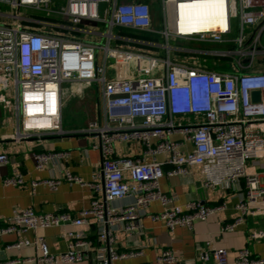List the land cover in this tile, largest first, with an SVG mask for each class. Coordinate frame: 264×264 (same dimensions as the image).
<instances>
[{"label": "built area", "instance_id": "2783aa9c", "mask_svg": "<svg viewBox=\"0 0 264 264\" xmlns=\"http://www.w3.org/2000/svg\"><path fill=\"white\" fill-rule=\"evenodd\" d=\"M155 1L162 13L161 30L153 26ZM186 1L190 0H0L5 7L0 9V104L12 106L18 114L19 127L12 139L86 134L97 138L92 147L101 154L100 170L91 182L68 170L63 177L41 182L53 190L64 180L89 188L93 195L89 209L77 216L19 209L0 223V235L65 224L95 227L92 236L82 230L68 232V249L60 254L52 253L45 238L37 237L34 244L40 255L26 261L82 264L90 255L92 264H116L142 257L145 245L124 248L118 234L144 233V217L169 231L192 230L195 222L207 221L226 208L225 203L201 201L181 206L176 193L163 191V178L186 176L194 166H200L208 189L245 190L235 206L237 215L223 224L222 232L235 231L249 215H264V70L255 62L264 54V0H225L227 29L191 34L180 33L174 23L177 9ZM234 20L237 36L232 37ZM118 27L160 34L165 53L116 44L139 42L118 35ZM180 40L218 47L190 49L179 45ZM191 54L229 60L219 64L226 68L217 69ZM99 85L104 122L91 121L82 130L64 129V107ZM254 92H259L258 101ZM130 142L142 146L143 157L116 156L117 143ZM32 155L42 169L69 153ZM158 156L166 160L159 161ZM8 161V154L0 152V164ZM4 183L23 184V176L16 173ZM154 203L162 210L150 212ZM261 238L264 229L251 234L252 240ZM30 244L20 239L7 249ZM198 259L230 264L229 251L219 247L203 249ZM178 262L173 249L163 247L153 264ZM236 263L264 264V256L253 257L243 248Z\"/></svg>", "mask_w": 264, "mask_h": 264}, {"label": "crops", "instance_id": "0c3cea01", "mask_svg": "<svg viewBox=\"0 0 264 264\" xmlns=\"http://www.w3.org/2000/svg\"><path fill=\"white\" fill-rule=\"evenodd\" d=\"M158 10L160 18L159 15L155 16L153 10L155 30L163 29V18L159 4ZM151 34L153 39L149 36ZM149 35L146 34L141 38L130 37L139 42L115 41V43L122 44L127 48L150 52L158 51L160 54H164L165 50L160 46L164 43L162 36L155 32H151ZM182 42L187 41L180 40V43ZM181 46L188 48L182 44ZM191 48L194 49L195 46ZM173 53L178 54V51ZM191 56L199 58L201 55L191 54ZM208 65L216 68L212 62ZM108 75L110 77V73ZM94 120L102 123L105 120L101 85L88 91L85 98L70 100L63 109V128L66 130H82L88 126L89 122ZM18 127L19 117L15 109L12 106L4 108L0 104V152L9 156L7 163L0 164V223L5 224L19 209L32 208L39 213L67 212L73 216L79 215L82 210L89 209L93 196L89 188L64 180L57 190H53L41 182L50 178L63 177L65 170L79 176L85 182L93 181L94 176L100 170L101 161L100 151L92 147L97 138L77 133L17 141L12 139V136L17 133ZM41 151H66L69 155L63 158H55L44 168L39 169L36 167L32 154ZM116 156L121 158L143 157V148L137 142L117 143ZM145 159L151 161L152 158L145 156ZM157 160L164 161L166 156H158ZM165 167L168 168V166ZM16 173L22 174L24 183L6 185L4 179ZM202 177L200 166H194L191 168V173L186 176L163 178L161 187L165 192L176 193L178 204L181 206H185L191 201H201L204 204L214 206L225 203L226 208L211 216L207 221L195 222L192 230L177 227L174 231H169L162 223L153 222L149 217H144L142 220L145 227L144 233L134 235L118 234L119 243L124 248L145 245L147 248L144 256L117 261L116 264H153L157 254L163 247L173 249L179 258V262L176 264H217L213 260L206 263L199 261L198 256L205 248L219 247L227 249L230 264H237V254L243 248H248L253 257L264 256V238L251 239L253 232L264 229L263 214L249 215L245 222L233 232H222L221 230L225 222L232 221L237 215L235 206L239 202L240 196L245 194V190L242 189L239 192L214 191L203 185ZM34 182H38V184L34 185ZM100 194L102 195L101 192ZM128 201H132V199L121 201L119 205ZM161 210L162 206L159 203H154L149 208L150 212ZM80 230L89 232L91 236L95 234V227H76L65 224L36 232L26 231L0 235V261L21 260L16 264H38L36 261H26L40 255V251L34 244L37 237L45 238L50 251L54 254H60L68 249L67 233ZM20 239L29 240L31 244L20 249H7V245ZM90 259L91 256L87 255V260L82 264H92Z\"/></svg>", "mask_w": 264, "mask_h": 264}, {"label": "bare ground", "instance_id": "6f19581e", "mask_svg": "<svg viewBox=\"0 0 264 264\" xmlns=\"http://www.w3.org/2000/svg\"><path fill=\"white\" fill-rule=\"evenodd\" d=\"M228 6L225 0H190L177 9L174 20L180 33L225 31L228 25Z\"/></svg>", "mask_w": 264, "mask_h": 264}, {"label": "rangeland", "instance_id": "374dc122", "mask_svg": "<svg viewBox=\"0 0 264 264\" xmlns=\"http://www.w3.org/2000/svg\"><path fill=\"white\" fill-rule=\"evenodd\" d=\"M156 2V1H155ZM153 10H154V14H155V16H157V15H159V18H160V12H159V10H158V4L156 3L154 6H153ZM159 12V13H158ZM28 15H30V16H40L38 13H32V12H29L28 13ZM236 27H237V21L236 20H234V31L232 32V37H235V36H237V30H236ZM179 44H181L180 42H178ZM185 42H182V44L184 45V46H187L188 48H190V47H192V46H195V47H203V48H211V49H213V48H215V47H218V45H215V44H209V45H204L203 43L202 44H199V43H193V44H191V43H189V42H186L185 44H184ZM263 45H264V35H263ZM200 59H202V61L203 60H206L205 58H201V57H199ZM210 62H212V64L214 63V64H224V61L223 60H221L220 58H218V57H210L209 59H208ZM255 62L258 64V67L260 66L263 70H264V54H260L259 56H257L256 57V59H255Z\"/></svg>", "mask_w": 264, "mask_h": 264}, {"label": "trees", "instance_id": "16d2710c", "mask_svg": "<svg viewBox=\"0 0 264 264\" xmlns=\"http://www.w3.org/2000/svg\"><path fill=\"white\" fill-rule=\"evenodd\" d=\"M157 2H154V4H153V6L156 4ZM158 4V3H157ZM0 9H5V7L4 6H0ZM152 14H153V12H152ZM116 33L118 34V35H123V36H128V37H136V38H141L142 36H144V35H146V34H148L149 35V33H151V32H140V31H134V30H131V29H126V28H122V27H118L117 29H116ZM150 36V38L151 39H153V36H152V34L151 35H149ZM186 43V42H185ZM184 43V44H185ZM189 43H191V42H189ZM182 44V43H181ZM180 44V45H181ZM191 44H193V43H191ZM183 45V44H182ZM203 58H205L206 60L204 61L206 64H210V61L208 60L210 57L209 56H206V55H201ZM200 56V57H201ZM221 60H223L224 62L225 61H228L229 59H221ZM215 66H216V68L218 69H224V68H226V66H220L219 64H215ZM218 66V67H217ZM211 67V66H210Z\"/></svg>", "mask_w": 264, "mask_h": 264}, {"label": "water", "instance_id": "95a60500", "mask_svg": "<svg viewBox=\"0 0 264 264\" xmlns=\"http://www.w3.org/2000/svg\"><path fill=\"white\" fill-rule=\"evenodd\" d=\"M253 98L255 101H258L259 100V92H254L253 93Z\"/></svg>", "mask_w": 264, "mask_h": 264}]
</instances>
